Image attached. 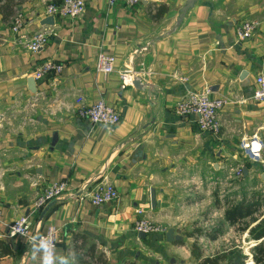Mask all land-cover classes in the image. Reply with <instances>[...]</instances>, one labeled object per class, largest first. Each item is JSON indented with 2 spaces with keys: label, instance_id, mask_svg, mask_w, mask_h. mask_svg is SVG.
<instances>
[{
  "label": "crops",
  "instance_id": "0c3cea01",
  "mask_svg": "<svg viewBox=\"0 0 264 264\" xmlns=\"http://www.w3.org/2000/svg\"><path fill=\"white\" fill-rule=\"evenodd\" d=\"M50 1L0 0V264H39L24 237L8 234L21 215L31 233L53 225L56 251L75 264H227L233 251L246 258L243 249L259 240L238 229L247 219L230 224L224 213L264 198V169L240 148L252 139L264 163V102L252 98L254 77L264 75V0H195L172 34L147 47L184 0L132 7L83 0L76 19L48 18ZM18 13L27 22L14 34L9 27ZM243 20L255 27L237 41L234 27ZM37 30L48 34L46 44L25 50L19 42ZM140 46L146 49L134 64L142 62V72L149 67V82L161 90L154 104L120 76ZM98 53L113 57L111 73L95 70ZM46 60L60 72L34 79ZM202 90L226 99L216 136L200 132L194 116L173 111L182 94ZM99 100L118 113L113 127L76 115L78 103ZM100 170L97 182L112 184L117 198L94 206L83 197L94 183L80 188ZM60 180L66 192L34 211L42 188ZM139 218L163 231L139 237L132 229Z\"/></svg>",
  "mask_w": 264,
  "mask_h": 264
},
{
  "label": "built area",
  "instance_id": "2783aa9c",
  "mask_svg": "<svg viewBox=\"0 0 264 264\" xmlns=\"http://www.w3.org/2000/svg\"><path fill=\"white\" fill-rule=\"evenodd\" d=\"M117 0H106L108 6L115 4ZM141 0H122L124 5L132 7L139 3ZM83 10V0H51L44 7L45 15H51L61 18L76 19ZM27 22L22 14L18 13L12 17L10 23V31L14 34ZM255 23L249 20H243L234 27V35L237 41L249 38L254 30ZM48 40V34L43 30L35 31L29 38L19 42L23 48L30 52H37L43 47ZM264 63V52L260 57ZM113 57L98 53L95 61V70L102 74H109L113 71ZM61 70V65L51 60H46L38 64L32 71V77L34 79L43 78L46 75H57ZM122 73V74H120ZM120 76L124 75V78L128 83V78L125 73L120 72ZM184 80V78H179ZM255 88L252 92V98L256 101L264 102V75L262 73L257 74L254 77ZM79 101V100H77ZM80 102V101H79ZM226 99L224 97L210 98L207 90L202 91H187L182 94L179 99L174 103L173 111L177 115H192L195 118L197 128L200 132L207 133L211 136L218 134L219 123L217 118V112L225 104ZM79 118L86 119L91 124H101L107 127H113L118 122V113L110 106L106 105L103 101L99 100L90 105H84L78 103L75 111ZM261 145L250 141H242L240 148L243 151L244 156L253 161H259L262 169H264V163L259 158V149ZM241 169L238 167L234 170V175L239 176ZM67 190V184L64 180L53 181L48 183L42 188L40 193L37 194L32 202L33 210L40 209L47 202L60 197ZM83 197L87 198L91 205L98 206L107 202L115 201L117 198V192L112 184L106 181L96 182L89 190H87ZM141 211H137L140 213ZM1 217V215H0ZM8 234L10 236L24 237L29 243L33 233L30 232V223L28 217L25 215L18 216L11 223L7 225ZM132 229L136 233L148 234L152 232H162V228L152 224L150 221L139 218L132 226ZM57 230L53 225H47L42 233L37 235H44L49 238L55 245Z\"/></svg>",
  "mask_w": 264,
  "mask_h": 264
},
{
  "label": "water",
  "instance_id": "95a60500",
  "mask_svg": "<svg viewBox=\"0 0 264 264\" xmlns=\"http://www.w3.org/2000/svg\"><path fill=\"white\" fill-rule=\"evenodd\" d=\"M194 3H195V0H184L182 5L177 10L175 19L172 22V24L168 28L161 30L159 34L151 37L150 38L151 40L148 43H146L145 46L147 47L152 41L154 42V41L158 40L159 38H162V37H165V36L172 34L179 27L184 16L186 15L187 11L193 6ZM48 18H52V16L48 15ZM146 47H141V46L135 47L130 52L131 55L129 56V59L127 60V64L123 66V68L120 70V72L125 73L126 77L128 78V84L131 85L133 88L142 91L144 93L143 97L146 100V102L149 104H152L153 101L155 103L156 94L161 93V90L158 87H156L153 83L149 82L148 76L151 73L149 67L145 68L144 71L142 72V62H138V64L141 66V68L140 67L137 68V65L134 64L135 56L140 51L145 50ZM101 177H102V173L100 170V171H98V174H96L94 177L88 178L85 180V182L82 184V186L80 188V191L85 190L89 183L95 184L97 182V180ZM79 195H80V193H79ZM60 197H57L55 199H58ZM150 203L152 206L153 205L152 192H150ZM50 204L51 203H48L47 205L49 206ZM47 205H46V207H47ZM37 234H38V230H35L33 232V235H37ZM138 235L141 238L144 236L143 233H139ZM170 237H171V231L168 230L165 233V238L167 240H170Z\"/></svg>",
  "mask_w": 264,
  "mask_h": 264
},
{
  "label": "trees",
  "instance_id": "16d2710c",
  "mask_svg": "<svg viewBox=\"0 0 264 264\" xmlns=\"http://www.w3.org/2000/svg\"><path fill=\"white\" fill-rule=\"evenodd\" d=\"M263 201H252L243 205V203H237L234 206L227 209L224 213V218L230 224L237 221L247 219L246 222L240 226L239 230H247L248 236L253 240H259L256 244L250 247L251 260L254 264H264V218L254 217L259 211V208L263 206ZM257 215V214H256ZM254 223L248 228L249 224ZM231 257L227 260V264H243L245 256L238 251L230 252Z\"/></svg>",
  "mask_w": 264,
  "mask_h": 264
},
{
  "label": "clouds",
  "instance_id": "9594fccd",
  "mask_svg": "<svg viewBox=\"0 0 264 264\" xmlns=\"http://www.w3.org/2000/svg\"><path fill=\"white\" fill-rule=\"evenodd\" d=\"M30 252L32 260H39V264H75L74 256L58 253L54 243L44 235L30 238Z\"/></svg>",
  "mask_w": 264,
  "mask_h": 264
},
{
  "label": "rangeland",
  "instance_id": "374dc122",
  "mask_svg": "<svg viewBox=\"0 0 264 264\" xmlns=\"http://www.w3.org/2000/svg\"><path fill=\"white\" fill-rule=\"evenodd\" d=\"M263 202H264V198H263ZM256 214H257V217H258V216H262V217H264V204H263L262 207L259 208V211H258ZM247 246H248V245H247ZM249 250H250V245H249L247 248L243 249L244 253L248 255V256H246V258L244 259L245 262L243 261L244 264H254L252 261H250V259H251V253H250Z\"/></svg>",
  "mask_w": 264,
  "mask_h": 264
}]
</instances>
